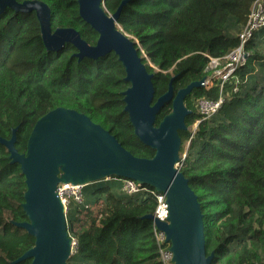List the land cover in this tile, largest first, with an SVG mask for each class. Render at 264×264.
I'll use <instances>...</instances> for the list:
<instances>
[{"label":"trees","instance_id":"16d2710c","mask_svg":"<svg viewBox=\"0 0 264 264\" xmlns=\"http://www.w3.org/2000/svg\"><path fill=\"white\" fill-rule=\"evenodd\" d=\"M40 1L51 7L53 30L72 27L89 44L97 43L99 33L80 16L78 0ZM122 1L104 0V7L113 14ZM254 2L128 0L118 23L137 41L153 73L154 102L172 78L177 93L207 76L210 57L235 49ZM246 50L247 64L226 83L225 102L214 117L201 119L197 100L215 98L216 88H194L185 99L192 112L185 120L188 129L180 131L179 168L201 203L211 264H264V28ZM76 52L72 43L47 49L35 11L7 8L0 14V136L11 139L18 128L15 147L25 153L36 122L67 107L109 130L135 156L153 158L155 149L136 136L124 110L123 92L131 84L118 55L79 60ZM171 111L172 102H166L156 125ZM26 190L20 164L11 163L0 142V264L32 261L14 263L35 245L33 236L11 223L29 221L23 209ZM84 195L88 207L72 205L67 216L77 242L67 264H164L161 249L169 243L158 241L154 222L145 218L157 208L154 195H126L117 177L90 183Z\"/></svg>","mask_w":264,"mask_h":264},{"label":"water","instance_id":"95a60500","mask_svg":"<svg viewBox=\"0 0 264 264\" xmlns=\"http://www.w3.org/2000/svg\"><path fill=\"white\" fill-rule=\"evenodd\" d=\"M127 2L123 0L111 14L104 7V0H78L80 16L99 33L97 43L92 45L75 28L53 30L51 7L43 1L0 0V14L7 8L36 12L49 50L59 51L66 43H72L79 60L115 52L125 67V79L131 84L123 92L124 110L136 136L156 151L153 158L135 156L109 130L85 113L67 107H57L36 122L25 153L15 147L18 128L13 130L11 139L0 136V142L10 151L11 163L20 164L27 184L23 209L29 221L11 223L35 238V245L14 263L31 258L30 264H67L72 255V239L58 185L90 184L110 176L132 179L166 194L168 220L161 221L154 214L145 218L165 234L173 264H211L214 258V253L208 255L206 251L204 214L198 195L179 168L180 131L188 129L185 120L192 112L185 99L194 88L203 87L204 79L175 93L172 78L168 90L154 102L153 73L139 54L137 41L118 23ZM170 101L172 111L157 126L160 109Z\"/></svg>","mask_w":264,"mask_h":264},{"label":"built area","instance_id":"2783aa9c","mask_svg":"<svg viewBox=\"0 0 264 264\" xmlns=\"http://www.w3.org/2000/svg\"><path fill=\"white\" fill-rule=\"evenodd\" d=\"M264 28V0H255L251 8L249 18L246 25L238 35L239 45L229 52L226 56L222 58H211L209 64L206 68V72L210 69H214L212 75L204 78L203 87L210 90L216 88L218 93L215 98L202 97L197 100L199 107V113L201 119L208 120L214 117L222 105L225 102V86L230 78L236 73V71L241 67L247 64L249 52L246 50L247 43L255 37V34ZM199 122V121H198ZM197 122V124H198ZM196 124V126H197ZM196 129V127H195ZM195 134V130L193 134ZM114 176L105 177L100 181H109L114 179ZM122 181V192L127 195H135L138 193H146L154 195L158 201L157 208L155 210V217L161 221H167L169 217V205L167 203V196L165 193L158 192L154 188L148 185H141L135 180L132 179H121ZM87 184L82 183H64L61 182L58 185L57 193L59 199L61 200L64 206V212L66 217L70 211L72 205H86L85 204V195L84 188ZM68 221V219H67ZM157 239L159 242H166L165 234L160 231L156 224L154 223ZM71 237V236H70ZM72 239V254L76 251L77 242L74 238ZM162 258L164 264H173V253L169 247L161 249Z\"/></svg>","mask_w":264,"mask_h":264},{"label":"rangeland","instance_id":"374dc122","mask_svg":"<svg viewBox=\"0 0 264 264\" xmlns=\"http://www.w3.org/2000/svg\"><path fill=\"white\" fill-rule=\"evenodd\" d=\"M213 71H214V69H210V70L207 72V74H209V76H210V75H212ZM197 109H198V112H200V111H199L198 104H197ZM196 124H197V123H196ZM196 124H194L193 127L190 128V131H191L192 134H193V131L195 130ZM188 145H189V143L187 142V143L185 144V149H188ZM87 185H89V184H87ZM87 185H86V186H87ZM126 195H127V194H126ZM93 208H94V209H97L98 206H95V207H93Z\"/></svg>","mask_w":264,"mask_h":264}]
</instances>
